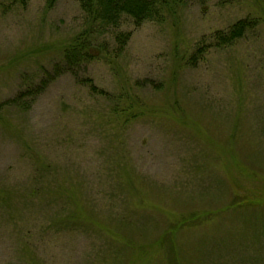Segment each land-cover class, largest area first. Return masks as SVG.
<instances>
[{
    "label": "rangeland",
    "instance_id": "1",
    "mask_svg": "<svg viewBox=\"0 0 264 264\" xmlns=\"http://www.w3.org/2000/svg\"><path fill=\"white\" fill-rule=\"evenodd\" d=\"M20 3L0 0V264H264V0L123 16L118 55L107 32L99 59L36 96L83 13ZM246 15L258 24L215 47Z\"/></svg>",
    "mask_w": 264,
    "mask_h": 264
},
{
    "label": "trees",
    "instance_id": "2",
    "mask_svg": "<svg viewBox=\"0 0 264 264\" xmlns=\"http://www.w3.org/2000/svg\"><path fill=\"white\" fill-rule=\"evenodd\" d=\"M19 3L25 4L26 0H15ZM81 8L82 16V29L72 39V41L63 49V61L59 64H54L52 71H45L44 76L40 78L39 83L35 84L33 88L27 90L28 94L36 96V94L43 89L47 83L58 74L54 73H75V68L89 63L91 60L99 59L105 52V44L101 37L107 32H111L115 41V54L118 55L125 47L130 38V32L117 30L122 23L123 16H127L136 25H139L144 20H152L155 22H164L169 14L175 12V6H179L183 1L190 0H76ZM201 2L209 0H198ZM47 6H53L56 0H46ZM12 3V2H10ZM20 3V4H21ZM3 4V3H1ZM13 4V3H12ZM259 22V19L254 16L246 15L237 19L225 29H216L211 35L210 39L213 41L215 47H222L230 45L236 39L242 37L247 31L252 30ZM114 30L113 34L112 31ZM205 44L198 45L194 52L188 56V63L191 65L203 53ZM85 67V66H84ZM78 78L77 74H71ZM84 81V79H83ZM90 88L94 85L90 84ZM30 92V93H29ZM97 93H105L104 90H98ZM26 94V95H28ZM116 108V107H115ZM117 117L123 121L122 116L118 113L119 109H115ZM120 110L126 111L125 120L130 117L135 118L140 112L137 110H129L121 108ZM113 117V115H112ZM116 117V118H117ZM124 120V121H125ZM197 215L191 214L189 217H182L181 223L185 224L197 220ZM76 219V218H74ZM75 221V220H73ZM69 222H59L57 225L62 226L66 230L71 225ZM183 224V225H184ZM172 226H175L173 224ZM173 248L174 246L171 245ZM260 255H255L254 259L258 261ZM252 264H255L254 262Z\"/></svg>",
    "mask_w": 264,
    "mask_h": 264
}]
</instances>
